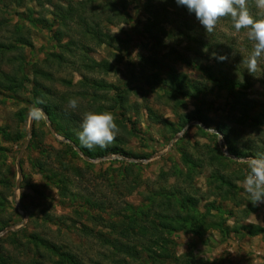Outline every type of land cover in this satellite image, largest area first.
I'll return each mask as SVG.
<instances>
[{"label":"trees","instance_id":"1","mask_svg":"<svg viewBox=\"0 0 264 264\" xmlns=\"http://www.w3.org/2000/svg\"><path fill=\"white\" fill-rule=\"evenodd\" d=\"M33 1L42 2V0H14L15 7L20 12L14 10L12 14L6 9H0L3 10V13L0 12V18L3 21H10L11 16H16L18 19L17 23L12 26V40L0 42V58L3 55L12 54L7 58L10 70L1 71L0 96L5 99L17 100L20 96H27L26 93H30L31 104L45 111L55 132L75 144L86 157L95 159L115 154L126 156L127 154L120 147L125 142L123 137L126 135H123L122 131L129 123L131 125L130 134L136 137V128L134 127L141 117V108L152 124L163 126L172 136L179 133V130L192 121H199L208 126L210 121L203 112V109L205 110L203 101L214 93L225 92L223 106L226 107L228 117L236 120L238 125L257 130L264 127V103L251 98L249 94L253 84L259 81L260 75L257 73L256 76L250 75L242 63V60L252 51V42L247 39L244 30L237 33L233 29L230 18L219 21L216 30L208 34L196 19L195 14L190 13L184 6H178L176 0H145L142 4L143 11L148 15L143 21V32L151 40L155 50L164 47L165 41L173 44L176 42L185 44V53L170 51L173 58L167 59V62L171 61L172 66L161 64L156 60V56L141 58V61L153 70L144 77L145 85L148 86V89L143 88L145 91H153L158 94L172 112L173 110L176 112L178 108L181 109L182 105L187 102L193 103L195 107L189 113L176 114L178 121L173 124L163 117H159L153 108L132 100L134 96L139 97L137 89H142V87L131 86L130 82L116 85L95 76L98 74L108 75L118 71L117 67L121 60L119 61V54L111 52L113 58L116 59L114 63L108 60L96 61L89 56L88 49L94 45L96 47L104 46L112 51L118 39L107 33H102L95 23H89L83 16H76L70 8L68 12H65L62 7L55 5V12H53L55 18L50 22L43 15L35 17L33 10L28 7V4ZM96 1L98 0H83L82 3L80 2L81 4H78L79 9L89 8L94 11ZM102 1L101 11H105V22L110 25L115 22L126 23L129 4H139V0ZM158 1L161 2L158 3ZM39 3V7L42 8L43 6ZM248 3L251 14L254 17H259L260 13L254 5V0H248ZM157 4L164 7L166 11L164 14H159L152 9ZM167 8H169V12ZM172 15L177 17L178 23L174 24L171 21ZM26 22H29L34 28L54 27L55 29L53 39L57 43L58 51L44 53L45 57L40 65L37 62L27 61L23 54L25 48H32V44L27 39L29 31H21ZM236 39H239L237 45L233 44ZM214 53L227 55L228 59L223 62L218 61L214 58ZM177 64L182 69L185 67L186 70L179 71L175 67ZM62 67L76 72L80 76L75 84L77 90L73 92L74 98H79V106L75 111H69L66 114L58 113L57 107L52 106L47 100L45 94L47 90L44 86V83H50L55 79L51 71L62 69ZM261 67H264V59L260 61V69ZM187 68L192 72H187ZM30 80L32 90L28 92L27 83ZM62 82H67L72 86L71 81L62 80ZM261 84L264 87V80ZM62 99H64L63 96ZM38 100L42 103H37ZM27 101L29 102V100ZM209 107L207 106V108ZM87 111H110L116 117L121 136L118 135L115 142L106 149L97 147L89 150L80 145L74 128H77L78 121L81 123L82 113ZM19 117L21 121L25 120L23 115ZM69 122L71 127L67 124ZM216 128L231 155L236 158L258 156L246 146L238 148L224 122L216 123ZM198 130L203 137L215 140L216 135L209 134L200 128ZM0 135L7 137L9 134L0 131ZM40 135L42 133L38 130H32L29 149L39 148L38 138ZM64 146L70 149L72 156L77 157L76 152L69 145L64 144ZM181 148V145L178 146L180 150L179 163L185 170L174 167L175 183L169 184L168 182L171 168L160 173L159 181L156 182L155 187L146 184L142 191L139 190L141 188L142 165L113 161V163L120 164L121 175L119 177L111 173L112 192L116 190L122 192L119 191L121 187L124 188L123 192L128 195L136 191L141 197V201L136 205L127 202L109 204L107 199L95 200L91 196L79 195L78 192L73 191L70 185L72 182L63 173H57L52 177L46 176L49 184H63L61 193L66 199L72 201L81 199L82 203L74 209V216L80 219L86 215L87 221H91L96 227L92 226L90 230L84 228L82 233L96 231L101 238V246L108 249L104 253V261L95 264H206L203 258H197L194 255V242L190 243L183 253L178 254L173 236L186 234L202 242L206 231L217 225L218 215L224 214L221 210L223 206L225 207L224 203L231 202L236 198L238 191L235 183L241 179V176L234 172L228 173L225 170L224 160L231 161L220 155H215L213 151L208 152L201 159L181 150ZM3 150L0 147V153ZM60 164L65 171H69L66 169L65 163L60 162ZM203 167L209 170L206 178V196H212L214 201L206 203L205 212L201 213L198 210L199 201L192 182L195 171ZM110 172H116V170ZM118 177L119 179H117ZM118 192L117 194H119ZM216 199H218L219 205L216 203ZM212 212H216V214L213 215ZM104 215L107 218H104ZM3 226H6L5 223ZM103 228L105 232H102ZM242 229H246V227ZM254 233L264 234V230H254ZM17 234L25 236V231L8 232L5 235L10 239L15 237L13 240L15 248L24 246L26 250H32V255H39L37 260L47 258L52 264H85L82 259L67 248L43 239L34 232L24 237L25 245ZM3 241L0 239V264L21 263L19 258L4 254ZM32 264H36V262Z\"/></svg>","mask_w":264,"mask_h":264},{"label":"rangeland","instance_id":"2","mask_svg":"<svg viewBox=\"0 0 264 264\" xmlns=\"http://www.w3.org/2000/svg\"><path fill=\"white\" fill-rule=\"evenodd\" d=\"M144 1L139 0L138 5L129 4L127 8L128 21L126 23L115 22L113 25L105 22V11H101L102 0L95 2L94 11L89 8L79 9L78 4H81L83 0H42V2H38L43 6L42 8L33 1L28 4V7L33 10L35 17L43 15L49 22L55 18L53 13L55 5L62 7L65 12H68L70 8L76 16H83L89 23H95L102 33H107L118 39L112 51L104 46L96 47L94 45L88 49L89 56L96 61L108 60L114 63L116 59L113 58L111 52L119 54V61L121 60L117 67L118 71L108 75L98 74L95 76L116 85L130 82L131 86L142 87V89H137L139 97L134 96L132 100L153 108L159 117L176 124L178 121L176 114L191 112L195 109L193 103L187 102L182 105L181 109L178 108L176 112L174 110L172 112L158 94L153 91H145L144 89H148V86L145 85L144 77L153 70L141 61V58L156 56V60L161 64L172 66L171 61L167 62V59L173 58L170 51L185 53V44L177 42V44H173L165 41V46L158 50L152 47L151 40L148 39L142 28L143 21L148 17L147 13L143 11ZM160 5L157 4L152 9L159 14H164L166 11ZM0 9H6L11 14L14 10H18L14 0H0ZM3 10L0 12L3 13ZM167 10L169 12V8ZM18 11L20 12V10ZM11 17L10 21H3L0 18V42L12 40V26L17 23L18 19L16 16ZM171 18L174 24L178 23L175 15H172ZM24 24L21 31H29L27 39L32 44V48L24 49V57L27 61L37 62L40 65L45 57L44 53L58 51L57 43L53 39L55 29L54 27L34 28L29 22ZM63 41L65 40L63 39ZM233 44H239V39L234 40ZM10 55L12 54L3 55L0 58V78L1 71L6 72L11 68L7 61ZM175 67L179 71L186 70L185 67L182 69L178 64ZM51 72L55 79L50 83H44L47 100L52 106L58 108H56L58 113L66 114L69 111H75L68 109L67 102L70 98H74L73 92L77 90L75 84L80 79L79 74L65 69V67ZM187 72H192V70L187 68ZM257 74L260 75V79L253 84L249 94L251 98L264 103V87L261 84L264 80V67H261ZM62 80L71 81L72 86ZM27 89L28 92L32 90L31 80L27 83ZM26 94L28 95L20 96L17 100L5 99L0 96V131L9 134L7 137L0 135V147L4 149L0 153V239L4 240L2 242L4 254L19 258L21 261L19 264L34 262L36 264H52L47 258L37 260L39 255H32V250H26L24 246L15 248L13 244L15 237L10 239L5 235L8 232L24 230L25 236L17 234L24 245V237L34 232L43 239L67 248L82 259L85 264L104 261V253L108 249L101 246L100 236L96 231L82 233L84 228L90 230L93 224L91 221H87L86 215L79 219L73 214L74 209L82 203L81 199L78 198L74 201L66 199L61 193L63 184H49L46 176L52 177L57 173H63L72 182L70 185L73 191L78 192L79 195L91 196L95 200L107 199L109 204L127 202L136 205L141 201V197L136 191L128 195L123 192L124 188L121 187L119 191L122 192L117 190L112 192L111 173L119 177L121 175L120 164L113 163V161L142 165L140 191L146 187V184L155 187L156 182L159 181L160 173L171 168L168 182L173 184L176 181L174 167L185 170L179 163L180 150L178 146L181 145V150L201 159L208 152L213 151L215 155L230 160L231 162L224 160L225 170L228 173L240 174L241 179L235 183L238 191L236 198L231 202L224 203L225 207L221 208L224 214L218 215L217 225L206 231L202 242L186 234L173 236L177 244V253H183L188 245L194 242V255L197 258H203L206 264H264V234L254 233V230H264V203L253 206L242 187V181L248 171L247 160L249 157L236 158L227 151L221 135L217 131L216 123L224 122L226 124L238 148L246 146L257 155L261 152L264 153V127L259 130L241 127L235 122L236 120L228 117L226 107L223 106L225 92L211 94L203 101L205 103L203 112L210 121L208 126L199 121H192L179 130V133L183 132V134L172 144V140L179 133L172 136L163 126L152 124L141 108V117L134 127L136 128V137L131 136L129 123L122 131V134L126 135L123 137L125 142L120 147L123 148L127 157L115 154L95 159L83 155L75 144L55 132L44 110L46 115L43 118L40 120L31 119L28 113L33 104L30 101V93ZM207 106L210 107L207 108ZM20 115L25 117L24 121L20 120ZM81 123L79 121L76 123L77 128L73 127L74 132L78 133L81 130ZM67 124L71 127L70 122ZM198 128L216 135L215 140L203 137ZM33 129L42 133L38 138V149L28 148ZM179 141L180 144H178ZM64 144L69 145L76 152L77 157L72 156L70 149L66 148ZM170 144L171 146H169ZM23 147L25 148L19 157ZM18 157L20 176L17 173ZM60 162L65 163L66 169L69 171H65ZM111 170H116V172H110ZM194 174L192 184L199 201L198 210L204 213L205 204L214 201L212 196H206V178L209 170L205 167L199 168ZM179 183L183 187L182 183ZM16 184H18L17 187ZM216 203L219 205L218 199H216ZM212 213L216 214V212ZM105 217L107 218L106 215H104ZM7 227H11L12 230L4 232ZM245 227L246 229H242ZM104 230L103 228L102 232H105Z\"/></svg>","mask_w":264,"mask_h":264},{"label":"clouds","instance_id":"3","mask_svg":"<svg viewBox=\"0 0 264 264\" xmlns=\"http://www.w3.org/2000/svg\"><path fill=\"white\" fill-rule=\"evenodd\" d=\"M178 6H184L211 34L224 18H230L233 29L239 33L244 30L247 39L252 42V51L242 60L250 75L256 76L260 70V61L264 58V0H254L259 10V17H254L249 10L248 0H176ZM218 61H226L227 55L213 54ZM42 103V101H37ZM79 98H70L68 109L76 110ZM33 120H40L46 114L42 108L33 105L28 113ZM81 130L77 133L80 145L92 150L106 149L113 144L120 133L116 117L110 111H87L82 115ZM247 175L242 181L244 192L253 206L264 203V154L249 157Z\"/></svg>","mask_w":264,"mask_h":264},{"label":"water","instance_id":"4","mask_svg":"<svg viewBox=\"0 0 264 264\" xmlns=\"http://www.w3.org/2000/svg\"><path fill=\"white\" fill-rule=\"evenodd\" d=\"M182 134H183V132H180L179 134H177V135L174 137V139L172 140L171 144H172L175 140H177L178 138H180ZM171 144H170L169 146H171ZM24 148H25V147L22 148V150H21V152H20V154H19V157L21 156V153L23 152ZM226 155H228V154H226ZM19 157H18V161H17V173H18V176H20ZM17 186H18V184H16V187H17ZM10 230H12V228H11V227H7V228L4 230V232L10 231Z\"/></svg>","mask_w":264,"mask_h":264}]
</instances>
